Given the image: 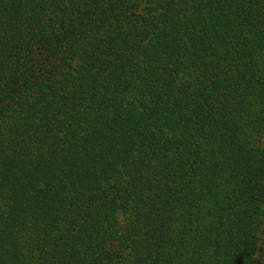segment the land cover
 I'll return each mask as SVG.
<instances>
[{
    "label": "trees",
    "instance_id": "obj_1",
    "mask_svg": "<svg viewBox=\"0 0 264 264\" xmlns=\"http://www.w3.org/2000/svg\"><path fill=\"white\" fill-rule=\"evenodd\" d=\"M0 264H264V0H0Z\"/></svg>",
    "mask_w": 264,
    "mask_h": 264
}]
</instances>
